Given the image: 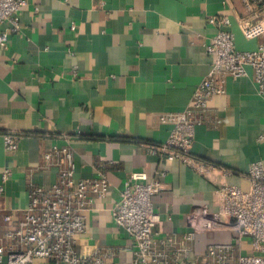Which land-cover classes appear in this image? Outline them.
Masks as SVG:
<instances>
[{"label":"crops","instance_id":"1","mask_svg":"<svg viewBox=\"0 0 264 264\" xmlns=\"http://www.w3.org/2000/svg\"><path fill=\"white\" fill-rule=\"evenodd\" d=\"M259 15L243 0H28L20 11L22 29L0 42V203L25 209L33 185L57 179L59 170L46 166L44 153L68 144L77 179L104 173L110 182L107 196L94 198L78 250L111 247L117 251L112 264L130 263L133 240L112 209L138 170L164 183L153 197L161 215L155 237L171 248L196 206L217 211L220 186L248 189L251 163L264 161V94L254 70L228 76L226 92L213 97L206 122L197 127L192 154L203 170L178 159L164 162L144 143L167 139L171 125L162 116L190 103L212 68L208 45L216 32L232 31L238 49H255L262 37L247 38L244 26ZM9 26L0 24V33ZM8 133L21 135L18 150L6 149ZM6 168L12 174L3 181ZM232 235L230 229L209 231L192 246L202 254Z\"/></svg>","mask_w":264,"mask_h":264},{"label":"built area","instance_id":"2","mask_svg":"<svg viewBox=\"0 0 264 264\" xmlns=\"http://www.w3.org/2000/svg\"><path fill=\"white\" fill-rule=\"evenodd\" d=\"M243 2L248 11L262 14L244 26L245 36L262 37V41L255 49L241 50L234 32H216L208 45L214 55L208 75L183 110L162 116V121L171 125L167 139L159 144L144 143L162 161L178 159L203 170V162L192 154L196 130L206 122L213 97L226 92L228 76L248 75L251 67L259 92L264 94V0ZM26 5L28 0H0V24H10L8 31L0 33V42L7 40L9 31L22 29L20 11ZM212 20L228 22L226 16ZM20 139V134H6V149L18 150ZM44 158L46 166L58 168L57 179L47 185H33L25 209L6 208L0 203V264H35L38 259L57 264H112L110 259L117 254L114 248L98 246L82 254L77 247V237L87 230L94 198H105L109 192L108 177L103 173L77 179L74 152L68 144L53 145ZM166 173L165 168L159 169L162 178ZM11 174L6 168L3 181ZM247 176L251 182L248 189L229 183L220 186L217 211L208 204L196 206L187 230L180 237L175 235L168 248L166 239L155 237L161 215L155 210L153 197L164 189V183L160 178H150L146 171L132 172L112 209L116 223L133 240L134 255L129 264H264V161L252 162ZM4 193L5 185L0 183V196ZM222 229L233 231L229 241L213 242L204 253H195L192 243L199 234Z\"/></svg>","mask_w":264,"mask_h":264}]
</instances>
